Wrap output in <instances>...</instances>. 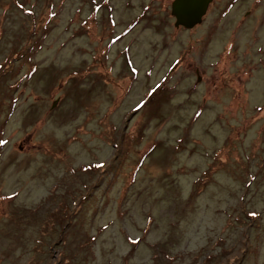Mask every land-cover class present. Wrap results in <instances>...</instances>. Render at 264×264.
I'll return each instance as SVG.
<instances>
[{
	"label": "rangeland",
	"instance_id": "obj_1",
	"mask_svg": "<svg viewBox=\"0 0 264 264\" xmlns=\"http://www.w3.org/2000/svg\"><path fill=\"white\" fill-rule=\"evenodd\" d=\"M171 1L0 0V264H264V0Z\"/></svg>",
	"mask_w": 264,
	"mask_h": 264
},
{
	"label": "water",
	"instance_id": "obj_2",
	"mask_svg": "<svg viewBox=\"0 0 264 264\" xmlns=\"http://www.w3.org/2000/svg\"><path fill=\"white\" fill-rule=\"evenodd\" d=\"M211 2L212 0H172L170 14L174 17V27L189 29L200 24Z\"/></svg>",
	"mask_w": 264,
	"mask_h": 264
},
{
	"label": "trees",
	"instance_id": "obj_3",
	"mask_svg": "<svg viewBox=\"0 0 264 264\" xmlns=\"http://www.w3.org/2000/svg\"><path fill=\"white\" fill-rule=\"evenodd\" d=\"M212 167V166H211ZM73 192H69L68 194H72ZM52 199V196H50L48 199H47V201H50ZM70 199H68L67 201H69ZM90 200V199H89ZM88 200V201H89ZM88 201H85V199L84 198H82L81 200H80V202H79V204L75 207V209H74V211H73V214H72V212L71 211H69L68 210V208L66 207V204H67V202L65 203L64 202V204L62 205L61 204V201H59L58 203H57V207H55V210L53 211L54 212V216L53 215H51V216H47V219H50V224H47L46 226H44L43 227V230L41 229V227H42V225H44V223L41 221V223H40V218H41V216H38V222L35 224V225H25L26 226V228H29L30 229V231L29 232H23V233H26L28 236L27 237H21V235H20V240H27V239H30V238H32V241L33 242H35V240H36V242H38L39 241V237H38V235H39V232L41 233L42 231H44V230H46L47 231V228H48V226H51V229H53V227H54V225H55V221H56V219H57V217H56V215H59L61 218H67V216H69V217H72L73 215H74V217L73 218H75L76 217V215H77V213L78 212H80L81 210H82V207H80L79 208V206L82 204H85V202H88ZM60 204H61V208L59 209V207H60ZM77 204V203H76ZM81 205V206H82ZM22 210H25V209H22ZM67 210V211H66ZM58 211V212H57ZM19 213V212H18ZM17 213V214H18ZM38 213V209L37 210H31V211H29L24 217H30V218H32V219H34V217H35V214H37ZM19 214H21L22 215V213H19ZM17 215V223H18V225H20V224H22V218L20 217V215ZM248 215L250 216V217H252L253 216V214L251 213V212H249L248 213ZM55 217V218H54ZM44 221V220H43ZM45 222V221H44ZM39 223H40V225H39ZM57 223H59L60 224V221L58 222L57 221ZM73 224L75 223V222H72ZM76 224V223H75ZM38 226H39V230H37L38 229ZM32 236H34V237H32ZM38 237V238H37ZM23 238V239H22ZM53 247L55 246L54 244L52 245ZM51 245L49 246V249H48V252L50 253L51 251H52V247Z\"/></svg>",
	"mask_w": 264,
	"mask_h": 264
},
{
	"label": "snow or ice",
	"instance_id": "obj_4",
	"mask_svg": "<svg viewBox=\"0 0 264 264\" xmlns=\"http://www.w3.org/2000/svg\"><path fill=\"white\" fill-rule=\"evenodd\" d=\"M138 107H139V105H138ZM0 143H2V141H0Z\"/></svg>",
	"mask_w": 264,
	"mask_h": 264
},
{
	"label": "clouds",
	"instance_id": "obj_5",
	"mask_svg": "<svg viewBox=\"0 0 264 264\" xmlns=\"http://www.w3.org/2000/svg\"><path fill=\"white\" fill-rule=\"evenodd\" d=\"M207 11V10H206ZM202 19H203V17H202Z\"/></svg>",
	"mask_w": 264,
	"mask_h": 264
},
{
	"label": "bare ground",
	"instance_id": "obj_6",
	"mask_svg": "<svg viewBox=\"0 0 264 264\" xmlns=\"http://www.w3.org/2000/svg\"><path fill=\"white\" fill-rule=\"evenodd\" d=\"M209 6V5H208Z\"/></svg>",
	"mask_w": 264,
	"mask_h": 264
}]
</instances>
